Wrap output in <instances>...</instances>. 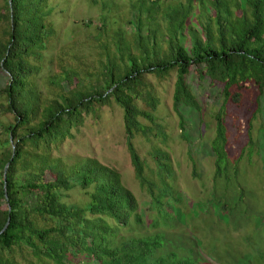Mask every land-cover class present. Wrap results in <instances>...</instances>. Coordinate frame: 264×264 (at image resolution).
Returning <instances> with one entry per match:
<instances>
[{
    "label": "trees",
    "instance_id": "obj_1",
    "mask_svg": "<svg viewBox=\"0 0 264 264\" xmlns=\"http://www.w3.org/2000/svg\"><path fill=\"white\" fill-rule=\"evenodd\" d=\"M3 1L0 264H191L153 259L161 237L115 240L131 221L141 224L137 201L120 175L95 161L66 165L53 153L73 138L72 130L85 117L97 118L103 107L116 105L123 112L135 178L160 214V198L175 195L167 183L172 179L169 157L161 151L152 155L161 186L155 198L156 184L146 178L145 163L133 144L136 136H164L144 75L163 79L175 73L176 112L180 106L201 111L187 85L193 69L200 79L220 87L224 105H239L247 92L259 106L264 94V0H129L127 13L113 20L110 6L103 4L107 13L96 26L90 20L82 23L87 33L93 28L95 34L88 44L97 48L90 62L76 40L54 51L59 31L56 7L49 0ZM215 121L211 149L220 179L227 168L221 111ZM73 190L87 200L68 203Z\"/></svg>",
    "mask_w": 264,
    "mask_h": 264
},
{
    "label": "rangeland",
    "instance_id": "obj_2",
    "mask_svg": "<svg viewBox=\"0 0 264 264\" xmlns=\"http://www.w3.org/2000/svg\"><path fill=\"white\" fill-rule=\"evenodd\" d=\"M49 1L56 7L54 23L59 31L54 51L71 39L76 40L88 62L93 60L97 49L88 45L95 34L93 28L87 33L82 23L90 20L96 26L107 13L103 4L110 6L109 18L113 20L127 13L129 2ZM3 2L0 0V11ZM81 44H84L82 48ZM144 81L156 98L153 116L164 136L149 135V139L136 136L133 144L145 163L146 178L156 184L152 189L155 198L161 186L152 155L161 151L169 157L172 179L167 183L175 195L160 198L163 206L160 214L135 178L125 145L123 112L116 105L103 107L97 118L85 117L82 125L72 130L73 138L65 140L53 158H60L66 165L95 161L120 175L122 185L137 201L141 224L131 221L127 228L118 231L115 240L161 237V248L153 257L157 260L264 264V94L259 106L247 92L239 105H224L220 87L206 78L200 79L193 69L187 76V85L201 111L180 106L176 112L172 106L175 73L163 79L146 74ZM5 83V73L0 71V88ZM138 106L143 108L141 102ZM219 111L223 113L227 140V168L220 179L215 177V155L211 149ZM5 118L12 122L11 116ZM86 200L83 193L73 190L67 202L82 204Z\"/></svg>",
    "mask_w": 264,
    "mask_h": 264
},
{
    "label": "water",
    "instance_id": "obj_3",
    "mask_svg": "<svg viewBox=\"0 0 264 264\" xmlns=\"http://www.w3.org/2000/svg\"><path fill=\"white\" fill-rule=\"evenodd\" d=\"M8 165L9 164H6L5 168H4V176H3V179H4V193H5V196H6V192H5V187H6V172H7V168H8ZM9 224V220L6 222L4 228L2 229L1 233L4 232L7 228Z\"/></svg>",
    "mask_w": 264,
    "mask_h": 264
}]
</instances>
